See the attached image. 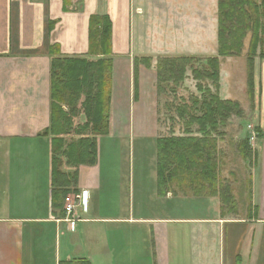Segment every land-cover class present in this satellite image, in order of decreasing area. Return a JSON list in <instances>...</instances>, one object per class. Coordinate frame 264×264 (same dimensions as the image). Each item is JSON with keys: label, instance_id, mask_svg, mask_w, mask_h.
I'll list each match as a JSON object with an SVG mask.
<instances>
[{"label": "crops", "instance_id": "1", "mask_svg": "<svg viewBox=\"0 0 264 264\" xmlns=\"http://www.w3.org/2000/svg\"><path fill=\"white\" fill-rule=\"evenodd\" d=\"M206 3L67 0L64 5L62 0H0V264H59L78 259L89 264H264V58L254 62L259 156L249 170L251 192L246 205L230 209L236 216H228V209L218 202L193 207L199 208L194 211L159 203L173 196L158 191L160 95L155 65L158 58L177 53H212L214 46L205 47L201 24V17L205 21L208 14ZM216 5V0H210L215 39ZM92 16L109 18L108 54L90 53ZM180 23L187 25V49L185 27ZM201 41L205 49L192 47ZM52 57L111 60L108 135L96 138L97 163L78 167L80 221L73 229L59 208L63 202L52 195L51 135L42 134L50 124ZM137 58L150 59V65L136 62ZM120 137L155 140L153 168H148L145 195L141 189L137 194L142 203L137 207L126 205L125 186L113 168L121 167L120 160L108 164L107 176L101 174L102 139L118 151L124 144ZM58 169L65 174L75 170L67 165ZM99 195L105 196L102 201H115L110 211L99 210L104 207L95 201Z\"/></svg>", "mask_w": 264, "mask_h": 264}, {"label": "rangeland", "instance_id": "2", "mask_svg": "<svg viewBox=\"0 0 264 264\" xmlns=\"http://www.w3.org/2000/svg\"><path fill=\"white\" fill-rule=\"evenodd\" d=\"M205 1L208 14L205 21L201 17V24L205 31V47L214 46L212 53L208 54L207 49L203 51L207 54L187 53L185 56L196 58L188 62L172 61V58L179 53L169 55L173 57L164 58L167 61L160 64L157 72L158 79L156 75L160 95L157 120L158 154L156 153L158 191L162 195L165 193V195L173 196L163 198L159 203L162 202L166 206L171 202L178 209L184 207L185 210L194 211L192 209L199 208L193 207H208L218 202L222 208L228 209L226 210L228 216H236L232 215L235 213H231L230 209H237L239 205L245 206L248 202L251 192L249 170L259 156L256 148L258 132L254 122L256 108L254 62L258 63L264 58V7H258L259 10H255L254 4L257 6L259 0H242L246 2V5L243 6L244 15L240 14V21L249 24L235 31V36L230 43L237 45L227 50L224 47L222 54H231L230 52H234L237 46H239V52L232 53V56H220L216 52L217 38L215 39L211 31L210 0ZM62 3L67 4V0H62ZM175 24L174 31L177 32L179 24ZM181 26L185 27L184 42L187 49V25L181 24ZM255 32H257V39H254ZM239 36H243L241 45L236 40ZM192 47L205 49L202 41L200 45L196 44ZM192 50L195 49L191 48ZM182 55L184 54L181 53L178 56ZM211 56H215L218 60L217 70L214 71L209 69L211 65L205 62L206 58ZM66 64L69 65L62 69L64 75L61 77L62 84L58 92L61 107L56 108L55 111L54 133L61 138L53 141L52 157L54 156L55 167L67 165L75 169L62 181L67 184V191H63L62 194L65 197L67 195L74 197L73 195H79L76 190L79 165L97 163H88L95 157L93 152H89L92 150V145L79 139L89 137L92 141L91 139L95 140L97 137L108 135L105 116L109 86L111 89L109 76L111 79L112 72L86 67L83 63ZM97 90L103 94L98 95L101 98L99 105H96ZM110 103L111 90L109 109ZM102 106L105 108L103 114L99 110ZM210 109H213L214 113L208 115L212 111ZM115 120L119 121L118 118ZM201 120L203 122H199ZM203 123L206 124L204 130L200 125ZM249 124L252 125L254 134V139L250 141L247 140L251 135ZM137 138L124 141V137H120L118 140L124 144L118 151L111 147L108 139L103 138L99 150L102 175L107 176L110 172L108 164L112 160L121 161L120 168L118 166L113 168L119 171L117 174L121 177L118 176L117 180L120 179L125 186L127 207L132 205L137 207L142 204L140 199H136L137 194L141 189L145 195L148 168H153L150 158L151 156L154 158L155 140L145 137ZM95 141L97 143V140ZM154 190L155 181H153ZM182 195L189 196L182 198ZM58 197L62 199L61 194H58ZM103 197L105 196L99 195L95 200L101 207L104 206L99 210L110 211L115 201L110 199L105 202L102 201ZM192 197H198V200ZM141 200L146 201L145 198ZM79 201L80 197L79 199L75 197L73 202L75 208L78 207ZM154 202L155 205L158 204L157 201L154 200ZM94 204L97 208V203ZM87 205L90 204L87 203ZM62 207L63 204L59 205L60 210L63 209Z\"/></svg>", "mask_w": 264, "mask_h": 264}, {"label": "trees", "instance_id": "3", "mask_svg": "<svg viewBox=\"0 0 264 264\" xmlns=\"http://www.w3.org/2000/svg\"><path fill=\"white\" fill-rule=\"evenodd\" d=\"M246 5L245 1H240L239 0H217V11H216V19H217V29H216V38L218 41V47H217V54L220 56H225V55H229L232 56V53L236 54L237 52H239V46H237V48L234 50V52H230L231 54H222L224 47H226L229 49L230 47H234L237 44L234 43H230L231 39L234 38L235 36V31L236 30H241L243 29L247 24L249 23H242L240 21V14L244 15V9L243 6ZM257 7V9H256ZM258 7H264V0H259L258 5L256 6L254 4V8L255 10H259ZM264 11V10H263ZM259 25V24H258ZM258 25H256V27H258ZM110 36H111V23L109 21V18L107 16H92L90 19V26H89V50L90 53H94V54H98V53H102V54H108L110 52ZM244 36V35H243ZM243 36H239L236 38L237 43L239 45H241V40ZM254 39H257V32L254 33ZM51 51V49H50ZM164 58H172V57H160L157 59L156 65H155V71H156V75L158 72V69L160 67V64L163 61H167V59ZM196 58L192 57V56H176L174 58H172V61H194ZM138 60H143V62L145 63V66H149L150 65V59H146V58H141V59H136V62ZM208 62L211 66L209 67V69L211 68L212 71L217 70L218 67V60L215 56H211V57H207L205 62ZM135 62V60H134ZM66 63H83L86 67H91L93 69L96 70H106L109 73H111V60L104 58V59H99L96 61H87L86 59H82V58H65V57H52L51 61H50V124L49 127L43 131L42 134H44L45 136H49V134L54 136H51V143H52V154L54 153V147H53V141L55 140H60L61 137H58V135H56L57 133H54L55 129V111L56 108H60L61 107V100L58 97V92L59 90V86L62 84V76L63 71L62 69L67 67ZM70 70V69H68ZM157 79H158V75H157ZM109 82H111L110 76H109ZM100 86V84H98ZM156 88L158 91V84L156 83ZM110 86H109V100H108V106H107V112H106V133L108 132V117H109V102H110ZM159 93V91H158ZM98 95H103L102 93H100L99 90L96 91V105H99L101 103V98ZM107 99H108V95H107ZM219 103V102H218ZM230 103V102H227ZM104 107H100L99 110L101 111V113L103 114L104 111ZM212 110L208 115L213 114L214 110ZM99 114V112H98ZM199 122H203V120L199 121ZM87 125V124H85ZM204 130L206 124H200ZM89 137H84V138H80L79 140L83 141V142H88L92 145V150L89 152H93V154L95 155V157L90 160L88 163H95L97 162V143H95L96 139H91L92 141L89 140ZM248 140V139H247ZM158 141L159 138L156 139V153L158 154ZM96 152V153H95ZM52 163H51V185H52V195L58 197V194L62 195V202L64 200L65 195H63V191H67V184L66 183H62V181L65 180V177L67 174L62 173L57 167H55L53 165V160H54V156L52 157ZM60 181V183H59ZM63 188V189H59V188ZM56 190V191H55ZM61 211L63 212V209H61ZM59 264H89L88 261L84 260V259H78V260H72V261H60Z\"/></svg>", "mask_w": 264, "mask_h": 264}, {"label": "built area", "instance_id": "4", "mask_svg": "<svg viewBox=\"0 0 264 264\" xmlns=\"http://www.w3.org/2000/svg\"><path fill=\"white\" fill-rule=\"evenodd\" d=\"M248 128H249V132L251 133V135L248 138L250 141V139H254V134H253V130L251 129L252 127L250 125H248ZM69 196L67 195V197L64 198L62 208L65 214L64 221L68 222L70 227L73 229L76 222H78V220L80 219V217L76 215L77 212L75 208V203L73 204L75 197L76 199H79V196L78 195H73L74 197H69Z\"/></svg>", "mask_w": 264, "mask_h": 264}]
</instances>
